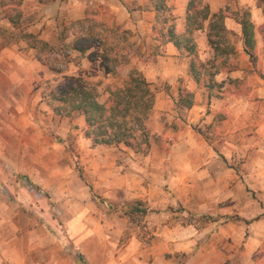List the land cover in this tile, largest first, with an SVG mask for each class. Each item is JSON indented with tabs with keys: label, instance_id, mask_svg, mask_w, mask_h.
<instances>
[{
	"label": "crops",
	"instance_id": "1",
	"mask_svg": "<svg viewBox=\"0 0 264 264\" xmlns=\"http://www.w3.org/2000/svg\"><path fill=\"white\" fill-rule=\"evenodd\" d=\"M163 1L176 34H181L190 0ZM202 1L210 14L225 12V33L236 53L225 64L216 61L212 87L192 77L189 64L193 56L188 51L155 39L152 0L21 1L26 31L52 48L64 42L69 45L73 35L70 31L62 39L64 26L85 19L130 32L141 44L142 55L153 45L150 57L131 54L119 72L136 69L150 84L154 105L148 130L168 142L163 148L152 138L148 152L133 158L132 150L123 145L92 146L81 135L84 176L93 184L87 186L88 198L83 199L93 202L96 191L100 199L120 200L125 211L142 204L143 210L135 211L148 214L155 226L146 247L139 248L138 240H132L125 251L115 254L103 243L101 233L92 232L78 238L79 254L74 256L64 249L62 240L54 239L51 229L57 219L47 209L37 214L33 187L48 190L46 173L40 164L27 169L18 165L29 158L21 149L25 142L13 132L10 137L0 133V145L10 147L0 149V264H79L80 258L85 264H264V42L259 31L264 25V7L259 0ZM232 2L240 8L231 11ZM245 11L253 25V47L249 49L253 58L246 53L239 23ZM207 25L204 22L192 36L194 55L202 63L211 57ZM0 26L12 30L7 20H1ZM92 52L82 56L67 51L79 61L57 73L38 61L36 51L24 41L8 42L0 36V129L37 128L28 119L38 105H44L40 84L54 77L82 78L95 84L100 101H105L107 89L117 87L120 78L106 74L99 58L89 59ZM180 90L192 94L191 107L176 106ZM8 111L28 119L6 120ZM78 121L81 131L83 116ZM172 124L176 130L170 129ZM211 125L217 126L216 131L206 135L201 127ZM27 140L34 145L40 142ZM120 149L126 154L117 153ZM133 162L138 172L131 169ZM111 177H121L117 188ZM64 180L60 181L63 207L72 195ZM232 214L240 221L232 219ZM78 221L71 218L64 223Z\"/></svg>",
	"mask_w": 264,
	"mask_h": 264
},
{
	"label": "trees",
	"instance_id": "2",
	"mask_svg": "<svg viewBox=\"0 0 264 264\" xmlns=\"http://www.w3.org/2000/svg\"><path fill=\"white\" fill-rule=\"evenodd\" d=\"M21 1L0 0V21L7 20L12 27L9 31L0 26V36L8 42L11 40L24 41L29 48L36 51L37 60L49 66L47 58L53 49L26 31L20 11ZM152 1L156 9V21L153 27L155 39L161 44L171 42L177 48H184L188 51L193 56L189 64L192 77L205 87L214 86L211 77L216 68V61L220 59L225 64L229 57L236 56L225 33V12L210 14L208 6L202 0H190L186 17L182 23V33L176 34L172 17L164 1ZM249 17V13L245 11L239 23L246 47H248L246 53L253 58L249 50L253 47V25ZM206 21H208L207 37L211 57L207 62L202 63L194 55L192 36L194 31L203 28ZM70 31L73 35L70 43L72 50L78 51L82 56L93 50L89 59L99 58L104 72L119 76L121 82L117 87L107 89L108 97L105 101H100V94L95 84L81 78H65L63 82L52 86L47 97L65 106L67 115L76 113L83 116L85 123L83 137L90 140L92 146L123 145L133 152H141L142 147L148 151L150 140L157 139L151 136L147 126L154 105V93L150 84L138 70L122 69L119 72L131 56L132 44L127 40L131 33L96 23L90 19L65 25L61 38L65 39V34L67 35ZM259 31L264 42V25ZM96 50L99 52L94 54ZM65 58L68 59V56ZM50 69L59 73L57 68ZM42 97L44 98L45 95ZM192 104V94L186 90H180L176 106L189 108ZM78 176L83 180L81 173ZM89 189L92 193L91 187ZM204 219L209 218L204 217Z\"/></svg>",
	"mask_w": 264,
	"mask_h": 264
},
{
	"label": "rangeland",
	"instance_id": "3",
	"mask_svg": "<svg viewBox=\"0 0 264 264\" xmlns=\"http://www.w3.org/2000/svg\"><path fill=\"white\" fill-rule=\"evenodd\" d=\"M259 1L264 7V0ZM235 8L238 9L240 7L235 4V2H232L230 10L234 11ZM89 18L94 19V17L91 16ZM127 40L128 43L132 44L130 49L131 54H133L132 57L147 58L152 54L153 45H149V48H145V53L142 55L141 44H138V40H135L132 34L129 35ZM52 49L53 52L48 54L47 62L50 68H57L59 73L64 71L68 63L76 64L79 61L78 57H72L70 54L66 53L67 51L72 50L70 44L67 45L65 42L59 43ZM94 52V54H97V51ZM65 56H68V59H66ZM95 58L97 59V57ZM65 78L75 77L58 76L49 80V82H43L40 84L39 88L42 90V96L45 95L43 103L47 109H44V105H38L29 119L27 115L18 114L16 116V114L9 111L5 114L6 120H12L14 117L16 120H22L21 122L26 121V119L30 121L32 120L37 128H17L15 130L10 128L0 129V133L3 137H10L13 132L16 136L21 138L22 143L25 142V144L21 146V149L23 152L25 151V153L29 154L30 159L26 157V161H18V165L27 169L28 167L40 164V170L46 173L44 174V179L48 180H46L49 183L48 190H42L38 186L33 187L37 214L39 211H45V209H47L50 212V215L54 219H57L51 229L52 234H54V239L58 241L62 240L64 243V249L74 256L79 254V248L77 245L78 238L83 235L87 236L86 234L90 235L92 232L101 233L102 238L105 239L103 243L106 244L107 248L112 251V253L115 252V254L125 251L132 240H138L140 243L139 248L146 247L149 244L155 225L153 226L154 222L152 219H149L150 216L148 214L142 215L140 212L135 211L137 208L138 210H143L139 207L142 206V204L133 206V211H125V204H121L120 200L117 201L114 199V201H109V199H100L98 198L99 194L96 191L94 193L96 198H92L93 202L83 199L85 196L88 198L87 186L92 187L93 184L84 176L81 160L83 151L81 150L80 137L81 135L83 137L84 127L81 131L79 130L78 116L80 114L71 113L67 115V109L65 106L60 105L51 98L49 100V97H47L50 94L49 91L52 86H55L59 82H63ZM116 78L118 79V76H116ZM118 80L120 84L121 81L120 79ZM216 125H211L209 128L201 127V129L207 135V133H211L212 130L216 131ZM170 129L176 130V125L172 124ZM27 138H37L40 142L38 141L37 145L28 144L29 139L27 140ZM156 142L164 148L165 143L168 142V140L160 137ZM7 148L10 150L9 146L0 145L2 151L7 150ZM131 152L134 153L133 158H135V156H138L137 158H139L140 156L145 155L148 151H146L145 147H142L141 152ZM117 153L126 154V151L120 149ZM262 157L264 156L262 155ZM135 163L136 162L131 163V169L134 172H138ZM42 166H44V168ZM262 166L264 167V161H262ZM41 173L38 172L37 174ZM79 173L84 176L83 180L79 179ZM23 175L27 176V174ZM111 178L113 180V187L118 184L117 182L121 179V177ZM62 179H65L64 181L68 182V187L72 193L70 197L71 201L64 202V205H66L64 207L60 206L62 203L60 181ZM132 182L134 183V180ZM26 183L27 182H24L25 185ZM180 211L182 216L183 212L182 210ZM178 216L180 215H177V217ZM231 216L233 217H231L232 219L235 217V221H240L237 215L232 214ZM71 218H78L79 224L68 225L64 223V221L70 220ZM78 262L79 264H85L82 258L78 259Z\"/></svg>",
	"mask_w": 264,
	"mask_h": 264
}]
</instances>
